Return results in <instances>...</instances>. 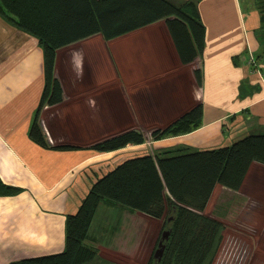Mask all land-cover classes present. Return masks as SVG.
Instances as JSON below:
<instances>
[{
  "label": "crops",
  "instance_id": "crops-1",
  "mask_svg": "<svg viewBox=\"0 0 264 264\" xmlns=\"http://www.w3.org/2000/svg\"><path fill=\"white\" fill-rule=\"evenodd\" d=\"M195 1L205 41L192 62L182 61L165 20L111 40L96 34L58 49L54 74L63 99L44 103L38 113L46 146L29 134L45 88L43 48L0 15V181L18 189L0 194V264L62 252L67 215L78 210L98 178L127 159L180 147L212 149L264 133L258 0ZM198 104L200 126L151 137ZM127 127L141 130L145 141L109 151L93 147ZM247 178L264 180V164L254 162ZM113 208L120 217H151L105 202L93 224ZM97 248L106 259L109 250Z\"/></svg>",
  "mask_w": 264,
  "mask_h": 264
},
{
  "label": "trees",
  "instance_id": "trees-1",
  "mask_svg": "<svg viewBox=\"0 0 264 264\" xmlns=\"http://www.w3.org/2000/svg\"><path fill=\"white\" fill-rule=\"evenodd\" d=\"M264 30V0L257 1ZM0 15L37 37L44 51L45 88L29 134L40 145L47 141L38 122L44 103H58L63 91L54 74L58 49L101 34L111 40L159 20H165L184 63L204 49L205 27L195 0H0ZM200 81L199 69L195 70ZM198 104L153 139L187 133L201 124ZM145 141L143 132L129 128L93 145L101 151ZM63 147V146H62ZM254 162L264 164V133L249 134L212 149H168L127 159L92 185L75 213L66 217L62 252L14 260L8 264H88L99 259L86 243L103 203H113L156 219L167 218L169 238L161 260L147 264H211L223 223L205 210L217 185L238 191ZM18 189L0 181V194ZM166 221V222H167Z\"/></svg>",
  "mask_w": 264,
  "mask_h": 264
},
{
  "label": "rangeland",
  "instance_id": "rangeland-1",
  "mask_svg": "<svg viewBox=\"0 0 264 264\" xmlns=\"http://www.w3.org/2000/svg\"><path fill=\"white\" fill-rule=\"evenodd\" d=\"M119 212L113 208L110 217H98L86 240L96 249L107 248L115 261L104 251L106 259L99 255L88 264H147L154 258L162 232L168 229L167 218L120 217ZM205 212L223 223L211 264H264V180L247 178L238 191L217 185Z\"/></svg>",
  "mask_w": 264,
  "mask_h": 264
},
{
  "label": "water",
  "instance_id": "water-1",
  "mask_svg": "<svg viewBox=\"0 0 264 264\" xmlns=\"http://www.w3.org/2000/svg\"><path fill=\"white\" fill-rule=\"evenodd\" d=\"M169 235H170V229H166L162 232L161 238L158 242V247L154 252V259L156 263H158L163 256L166 247L165 241L169 238Z\"/></svg>",
  "mask_w": 264,
  "mask_h": 264
},
{
  "label": "bare ground",
  "instance_id": "bare-ground-1",
  "mask_svg": "<svg viewBox=\"0 0 264 264\" xmlns=\"http://www.w3.org/2000/svg\"><path fill=\"white\" fill-rule=\"evenodd\" d=\"M241 235V234H240ZM264 253V252H263ZM262 254V253H261ZM238 255V254H237ZM256 255V254H255ZM260 255V254H259ZM244 258V257H243ZM257 258V257H256ZM255 258V259H256ZM251 259V258H250ZM259 259V258H258ZM262 259H264V258H262ZM246 260H248V259H246ZM253 260V259H252ZM263 261V260H262ZM253 262V261H252ZM255 262V261H254ZM251 264V263H250Z\"/></svg>",
  "mask_w": 264,
  "mask_h": 264
},
{
  "label": "flooded vegetation",
  "instance_id": "flooded-vegetation-1",
  "mask_svg": "<svg viewBox=\"0 0 264 264\" xmlns=\"http://www.w3.org/2000/svg\"><path fill=\"white\" fill-rule=\"evenodd\" d=\"M156 263V262H155Z\"/></svg>",
  "mask_w": 264,
  "mask_h": 264
}]
</instances>
